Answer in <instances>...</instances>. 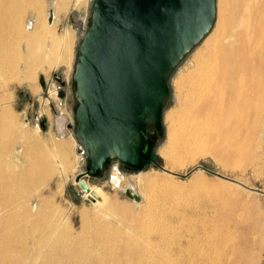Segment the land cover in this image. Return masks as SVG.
I'll list each match as a JSON object with an SVG mask.
<instances>
[{"label":"bare ground","instance_id":"bare-ground-1","mask_svg":"<svg viewBox=\"0 0 264 264\" xmlns=\"http://www.w3.org/2000/svg\"><path fill=\"white\" fill-rule=\"evenodd\" d=\"M218 1L222 8L215 27L202 39L191 69L178 82L177 108L165 116L169 120L166 151L169 149L171 170L183 168L186 156L187 163H191L207 149L226 165L237 158H249L258 143L257 133L264 126L260 124L263 14L255 15V0H236L235 4L231 0ZM71 3L77 6L87 2L0 0V162H4L3 146L14 141L22 143L24 157L21 164L7 161L10 171L0 180V198L6 199L0 202V264H220L221 260L227 264H259L264 225L255 232L256 238L250 239V224L236 232L207 214L186 219L182 212L169 208L170 201L168 208L163 206L166 199L161 205L155 204V199L154 203L150 195L153 179L143 172L137 176L145 185L141 193L145 205L139 213L97 195L94 208L82 209L80 227L72 232L67 215L47 188L52 175L63 174L70 165L66 146L62 141L40 138L37 127L24 130L25 123L9 103L10 83L36 81L39 71L46 72L73 57L72 31L65 28L59 34L54 22L58 12ZM244 11L247 17H243ZM230 24L237 28L231 30ZM242 33L244 36L236 35ZM56 122L57 129L62 130V122ZM11 125L19 127V132H8ZM9 152L7 159L13 153ZM114 178L119 182L117 175ZM204 182L200 175L197 184ZM222 182L230 186L229 181ZM126 187L138 194L132 184L126 183ZM21 191L23 201L5 204ZM155 193L159 196L160 192ZM204 194L211 201L232 203L231 195L222 190H204Z\"/></svg>","mask_w":264,"mask_h":264},{"label":"water","instance_id":"water-1","mask_svg":"<svg viewBox=\"0 0 264 264\" xmlns=\"http://www.w3.org/2000/svg\"><path fill=\"white\" fill-rule=\"evenodd\" d=\"M216 0H91L89 23L74 52L72 135L88 168L104 172L111 160L136 170L155 162L150 133L163 135L168 80L183 58L209 33ZM51 18V16L49 17ZM135 201L139 195L124 189Z\"/></svg>","mask_w":264,"mask_h":264},{"label":"rangeland","instance_id":"rangeland-1","mask_svg":"<svg viewBox=\"0 0 264 264\" xmlns=\"http://www.w3.org/2000/svg\"><path fill=\"white\" fill-rule=\"evenodd\" d=\"M231 1L235 4L236 0ZM255 1L257 5V9L254 10L255 15L261 13L264 17V0ZM85 2H87L85 3L86 5L82 4L77 6H73L71 3L66 10H60L54 18V22L58 26L57 31L59 34L63 33L65 28H69L72 31L71 55L72 53L74 54L75 48L89 23V7L91 0H85ZM219 8L221 9L222 6H220L219 1L216 0V17L212 28L215 27ZM243 17H247V11H244ZM228 27L231 30L237 28L234 24H230ZM212 28L209 32L213 30ZM236 35L244 36L243 33ZM200 42L183 58L169 77L168 87L170 88V94L165 103L162 114L163 135L157 136L155 131H152L149 134L155 142V162L146 165L141 170H136L121 164L117 160H111L106 165L104 172L95 177H83V180L90 188V191H93L96 195L100 197L107 196L109 199L116 202L119 207L122 206L131 213H139L145 205L144 199H141V193L145 192V185L139 179L137 180V176L140 172H143L145 175H149L153 179V195L155 192V194L160 192L159 196L165 194L169 195L168 199L166 196L164 198L162 196V200L161 196L160 198L158 195L153 196L150 191L152 200L154 201L155 199L159 202L154 201V203L156 202L155 204L161 205L162 201L165 202L166 199L163 206L168 208L169 203L171 202L169 208L176 210L179 213L182 212L186 219L198 217L200 214H207L206 216L217 220L219 223L225 224L224 226L233 229L236 232L240 231L242 226L250 224L252 230L248 235L250 239H255V232L260 226L264 225V95L262 98V113L260 116V124L263 127H260L259 132L257 133L256 139L258 143L252 147L253 152L249 158L247 157L248 159L237 158L226 165L216 158L214 151L207 149L204 153L196 156L191 163H187L189 157L186 156L183 159L186 163L183 168L175 170L168 168L169 156L167 151L169 149L167 151L166 149L168 147L167 139L169 137H166V134H169V120L167 118L168 116H165L170 111L177 108L178 82H180L181 77L184 76L187 69H191L194 56L202 48L203 40L201 43ZM73 59L74 55L66 63H60L53 66L46 72L39 71L36 81H26L22 84L10 83L9 90L12 93V99L9 103L18 113L20 120L25 123L24 127L27 130L33 131V129L37 127L38 129L36 132L40 135V138H43L44 140L46 139L45 141L47 142L54 140L59 142L62 141L65 144L67 158L70 165L65 169L66 171H63V174L58 175L57 173H54L49 182V187L47 188L50 190L49 193L54 195L56 205L59 204L61 207L58 206L61 208L62 213L67 215L70 229L74 230H72V232H76L79 229L78 227H80V212L82 209L84 211H91L94 208V197L93 200L89 199L88 195L90 193L84 192L74 180L77 173L88 168V162L83 156L81 145L72 135L71 129L73 126V111L76 106L72 95L74 84L71 80ZM34 87H37V89L35 90ZM57 120L62 122V130L57 129ZM8 132L17 133L19 132V127L11 125ZM21 144V142L14 141L3 146L5 149H2L1 153H3L4 162L1 163H3L4 166L0 167V180L3 173L10 171L6 163L7 161L8 163L11 161L12 164H14V162L21 164L24 161ZM7 151H10L11 153L13 152L12 154L9 152L11 155H9L8 159L6 157ZM240 162L241 165H238ZM11 167L13 168V165ZM116 175L119 182L114 180V176ZM200 175L205 182L198 185L197 180ZM223 180L229 181L228 185L230 186L228 187L224 184L222 182ZM59 183L63 185H60ZM126 183L132 184L135 187L140 198L138 201L132 200L125 195L124 186ZM59 188L61 190H59ZM215 189L225 191L227 195H231L230 199L232 203L223 204L222 202L219 203L218 201L207 199L204 190L211 191ZM154 190L156 191L154 192ZM173 192L176 198L175 196L171 197ZM179 194L181 196H179ZM24 197L25 195H23V192L21 191L19 196L13 197L5 204L7 206L15 203L18 204L19 201L21 202L25 199ZM156 197L159 199H156ZM2 200L6 199L2 197L0 198V202H2ZM57 202L59 203L57 204ZM173 206L175 208H173ZM182 208L185 210L184 213ZM189 209L191 214L193 212L194 214H188L190 213ZM202 209L203 211L205 210L206 213L203 212ZM118 211L121 212L122 210L118 208ZM196 211L198 213H196ZM238 211L239 213L236 214ZM236 215L238 217H236ZM262 239L264 242V233L262 234ZM221 263L227 264L224 260H221L220 264ZM259 264H264V244L259 258Z\"/></svg>","mask_w":264,"mask_h":264},{"label":"crops","instance_id":"crops-1","mask_svg":"<svg viewBox=\"0 0 264 264\" xmlns=\"http://www.w3.org/2000/svg\"><path fill=\"white\" fill-rule=\"evenodd\" d=\"M20 127H21V126H20ZM25 129H26V128L24 127V130H25ZM1 165H2V164H1V162H0V167H1Z\"/></svg>","mask_w":264,"mask_h":264}]
</instances>
